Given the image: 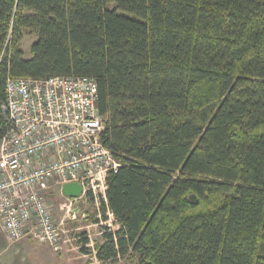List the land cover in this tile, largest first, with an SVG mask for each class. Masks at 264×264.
I'll return each mask as SVG.
<instances>
[{"label":"trees","instance_id":"16d2710c","mask_svg":"<svg viewBox=\"0 0 264 264\" xmlns=\"http://www.w3.org/2000/svg\"><path fill=\"white\" fill-rule=\"evenodd\" d=\"M55 76L95 81L120 165L98 261L264 264V0H0V139L8 78Z\"/></svg>","mask_w":264,"mask_h":264},{"label":"built area","instance_id":"2783aa9c","mask_svg":"<svg viewBox=\"0 0 264 264\" xmlns=\"http://www.w3.org/2000/svg\"><path fill=\"white\" fill-rule=\"evenodd\" d=\"M63 80L61 82H64ZM76 80L68 79L64 83H70L69 85L83 90L88 80L82 78ZM7 82L8 91L15 90V101L19 104L17 110L24 113V122L38 127L40 135L32 138L25 130L21 131L17 128L15 124L18 120L17 110L12 111L10 100L7 99L3 109L12 113L14 118L10 121L13 126L6 133V138L3 139L0 147V172H8L0 176V219L3 231L13 242L28 238L45 243L54 250H61L63 239L66 238L64 221L55 220L45 195L49 190L62 191L63 186L68 183L80 182L84 185L89 178L80 174V165L83 164L80 157L82 148L75 147V140L60 136L69 126L63 121L65 116L75 122L74 139H77L86 128L85 122L76 110L79 102L76 99L78 93L69 96L55 90L52 95H48L45 93V87L40 86V80L31 78H9ZM92 108L94 112L98 111L96 106L92 105ZM40 110H44L45 113L43 121H40ZM100 126L102 130V124ZM88 144L89 146L86 147L98 152L86 162L87 170L94 180L103 173L100 161L106 162L107 157L100 143L88 142ZM50 149L54 151L57 159L48 164L43 161L42 151ZM65 150L74 151L77 157H67L64 154ZM16 153L24 154V165L18 166L16 162L12 163L9 157ZM32 156H37V161L34 163L31 161ZM66 159H71L73 166H66L63 162ZM43 165L49 166L50 170L42 171ZM92 189L98 195L104 193L106 186L104 183ZM96 202L102 203L99 199ZM67 212H72L73 219H76V213L70 207Z\"/></svg>","mask_w":264,"mask_h":264},{"label":"bare ground","instance_id":"6f19581e","mask_svg":"<svg viewBox=\"0 0 264 264\" xmlns=\"http://www.w3.org/2000/svg\"><path fill=\"white\" fill-rule=\"evenodd\" d=\"M10 78H22V77H10ZM78 78L79 77H75V76H63V77L55 76V77H51V78H48L45 80H40V86L45 87V89H44L45 93H47L48 95H52L55 90L60 92L62 95H69V96L73 95L75 92L78 93V96L76 99L79 100V102H78V106H77L76 110L78 113H80L82 121L85 122V124H86V128L84 129V131H82V133L80 134V136H78L77 139H74L75 122L73 120H70V117L65 116L63 118L64 123L69 124V126L67 127V129L63 133L60 134V136L64 137V139L75 140L76 141L75 147L82 148V150L80 152V157L83 161V164L80 165V174L89 177L87 182L84 185H82L80 182H78V184L81 186L82 191H81V194L76 198L66 196L63 192V189H62V191L58 190V189L55 190V191L59 192L60 194H63L65 197H67L68 200L71 202L78 201L79 199H81L83 197H88V194L90 192H92L94 197H96V194L94 193L92 187L102 186L104 184V180L107 177V175L111 171H116L120 167L119 163L114 158L111 151H109L103 145V142H102V137H103V133L105 132V129H106L107 121H106L105 116H103L100 113V110L98 107V90H97V85H96L95 81L92 79H88V78H82V79L88 80V82H87L85 88H83V90L80 88L77 89V88L69 85L70 83L69 84L64 83V82H67L68 79L76 80ZM62 80L64 82H61ZM6 92H7V98H6L5 102H7V99L10 100V105L13 108L12 111L14 112L18 109L19 104L15 101V90L12 89V90L8 91V82H7V91ZM92 105L96 106L98 111L94 112ZM2 109H3V106H2ZM3 111L7 117V122L9 124V129H8V131H9L13 126L10 121H12L14 116L12 113H10L7 110L3 109ZM16 112H17L16 118H18V120L15 121V124L17 125V128L21 131L25 130L27 132V134L32 138L39 136L40 135V129L36 126L25 123L24 122V113L21 110H17ZM91 116L93 118H91ZM39 117H40V121H43L45 119L44 110L39 111ZM101 124H102V130H101V126H100ZM5 138L6 137L3 136L2 139H0V147L2 145L3 139H5ZM88 142L100 143L102 148H103L102 150H104L105 155L107 157L106 162L103 160L100 161L102 166H103V168H102L103 173L100 176H97L94 180L91 179V176H90V174L87 170V167H86V162L88 159H92L93 157H95L98 152H97V150H95L93 148L86 147V146H89ZM42 153L44 154L42 157L43 161L48 163V164L53 163V161L57 159L55 156V153L52 149L46 150L45 152L42 151ZM64 154L67 157H77V154L72 150H65ZM9 158L13 164H15V162H16V165H18V166L24 165V163H25L24 162L25 156L22 153H16V154H14V156H10ZM31 161L33 163L36 162L37 156H32ZM58 161H60V159H58ZM63 162L65 163L66 166H70V167L73 166L71 159H66ZM41 169H42V171H45V172H48L50 170L49 166H44V165L42 166ZM0 171H1V168H0ZM6 174H8V172L7 173H4L3 171L0 172V176H4ZM73 183H77V182H73ZM64 186H63V188H64ZM6 236H7V234H6ZM8 239L10 240L9 237H8ZM23 240H25V239H23ZM23 240H20V241H23ZM20 241H16V242H20ZM43 244H45V243H43Z\"/></svg>","mask_w":264,"mask_h":264},{"label":"rangeland","instance_id":"374dc122","mask_svg":"<svg viewBox=\"0 0 264 264\" xmlns=\"http://www.w3.org/2000/svg\"><path fill=\"white\" fill-rule=\"evenodd\" d=\"M114 6V5H113ZM112 7V6H111ZM36 38L26 33L22 43V48L27 56H31V46ZM47 203L51 207L53 216L57 222L64 221L66 238L63 239L62 249L54 250L47 244L33 242V256L36 264H128L126 260L120 263H103L98 261L94 249L96 242L101 243L103 238L99 227L93 223L97 210V203L89 201L88 197H83L78 201L71 202L55 190L46 192ZM70 207L72 211L78 210L73 219V213L67 212ZM87 231L90 237L88 243L89 254H83L78 238L79 233ZM13 242V241H12ZM17 243V242H16ZM43 244V245H42Z\"/></svg>","mask_w":264,"mask_h":264},{"label":"crops","instance_id":"0c3cea01","mask_svg":"<svg viewBox=\"0 0 264 264\" xmlns=\"http://www.w3.org/2000/svg\"><path fill=\"white\" fill-rule=\"evenodd\" d=\"M61 195L65 197L63 194ZM65 198L68 199L67 197ZM33 245V241L28 239L17 243L10 241L3 231L2 221L0 219V264H36L33 262L37 258L31 253L33 251Z\"/></svg>","mask_w":264,"mask_h":264},{"label":"water","instance_id":"95a60500","mask_svg":"<svg viewBox=\"0 0 264 264\" xmlns=\"http://www.w3.org/2000/svg\"><path fill=\"white\" fill-rule=\"evenodd\" d=\"M81 186L78 183H69L66 184L63 188V192L66 196L69 197H78L81 194ZM78 210H75L77 212Z\"/></svg>","mask_w":264,"mask_h":264}]
</instances>
